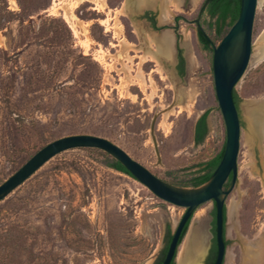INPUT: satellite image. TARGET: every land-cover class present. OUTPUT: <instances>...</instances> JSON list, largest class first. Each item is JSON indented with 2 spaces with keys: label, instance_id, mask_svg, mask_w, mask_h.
Listing matches in <instances>:
<instances>
[{
  "label": "rangeland",
  "instance_id": "374dc122",
  "mask_svg": "<svg viewBox=\"0 0 264 264\" xmlns=\"http://www.w3.org/2000/svg\"><path fill=\"white\" fill-rule=\"evenodd\" d=\"M162 1L137 9L133 3L142 6V0H107V9L99 10L88 1L0 0V183L41 147L73 133L112 140L177 186L189 184L198 164L222 151L226 125L215 90L213 51L198 33L199 21L218 44L215 19L200 13L204 0L195 6L190 0L177 10ZM124 3L122 14L118 9ZM66 9L81 20L76 30L64 16ZM118 26L134 48L119 45ZM170 33L171 56L161 58L168 78L148 59L142 64L145 85L140 79L126 85L120 70L129 63L126 55L133 56L135 73L141 56L156 51ZM253 42L249 67L236 86L240 104L243 98L264 97V56L254 58L264 45V0L258 2ZM179 49L183 72L177 71ZM171 108L177 112L164 124ZM205 111L209 131L197 144L195 124ZM240 113L239 179L226 198L225 264H254L251 243L264 227V181L255 158L258 145L264 168V104L249 105L246 112L240 107ZM155 116L161 161L150 133ZM110 158L98 148L65 150L1 200L0 264H157L170 241L168 230L174 232L186 209L108 166ZM232 201L239 205L233 213ZM213 210L208 201L195 211L173 264H179L183 248L192 252L200 245L198 255L204 252ZM198 255L194 264H203Z\"/></svg>",
  "mask_w": 264,
  "mask_h": 264
},
{
  "label": "water",
  "instance_id": "95a60500",
  "mask_svg": "<svg viewBox=\"0 0 264 264\" xmlns=\"http://www.w3.org/2000/svg\"><path fill=\"white\" fill-rule=\"evenodd\" d=\"M258 2L259 0H241V11L238 19L219 43L213 47L214 84L226 125V143L223 156L207 182L196 187L177 186L157 176L112 140L92 133H73L56 138L41 147L20 168L0 183V201L23 184L55 155L73 148H98L118 160L134 178L146 185L157 197L186 209L174 232H172L162 264H172L175 261L185 225L192 219L195 211L208 201H214L216 207L217 256L214 264H225L227 245L224 236V209L226 198L239 179L238 156L243 126L241 113L235 103L233 92L245 75L251 61L254 45V21ZM260 104H264V97L243 98L240 107L246 112L247 106ZM244 119L249 126L247 113ZM156 120L157 116L153 118L150 133L156 155L161 161L159 143L155 134ZM261 135L262 131L259 134V140ZM255 158L262 176V155L258 145L255 146ZM229 180L230 185L225 188ZM262 180L264 181V178ZM203 256L197 258V261L201 260L203 263Z\"/></svg>",
  "mask_w": 264,
  "mask_h": 264
},
{
  "label": "bare ground",
  "instance_id": "6f19581e",
  "mask_svg": "<svg viewBox=\"0 0 264 264\" xmlns=\"http://www.w3.org/2000/svg\"><path fill=\"white\" fill-rule=\"evenodd\" d=\"M78 1L92 2L96 5H98L99 10H103L104 8L107 9V6H108L107 0H78ZM145 1L146 0H142L143 3ZM262 1L263 0H259V2H262ZM13 2H14V0H13ZM192 2H193V6H195L199 2V0H192ZM162 3H163V6H166L169 3L174 4L176 7V10H177V9L182 8L183 0H163ZM125 7H126V4L124 3L123 6L120 9H118V11L123 14L125 11ZM167 11H168V13L171 12L170 9H167ZM64 16L67 19V21L71 24L72 28H74V30H76V26L81 22V20L80 19L77 20L72 15L71 11L67 10V9L64 11ZM115 30L117 31V34L120 37L119 45H121L125 49V51L128 48H132L134 46V44L132 42H129L128 39L123 35L122 26H118ZM187 35L189 36L190 33H188ZM161 39H162L161 43H160L161 45H159L160 47L157 48L156 51L149 50V52H145L141 56V58L142 57L143 58L138 63V66L135 68V73L133 72V69H134L133 66L130 64V62L133 61V56L129 55V54L126 55L127 58L129 59V63L123 62L122 63L123 67L120 69L122 72L125 73V80L124 81H127L126 85H129V86L135 85L137 79H140L142 81V83L145 85V83L148 81V79H147V74L145 73V71L142 68V64L144 62H146L148 59H150L156 63V68L154 71H157L159 74H161L163 76V78H165V79L168 78V76H167L168 73H167V71H166V69L162 63L163 59H161V58H163L162 56L164 54L167 56H171L173 39H172L171 33H170V35L164 34V36ZM89 40H91V39H89ZM262 55L264 56V45L262 46L261 53L257 57L254 56V58L259 59L260 57H262ZM178 107H179L180 111L184 108V107H182V105H178ZM248 108H251V107H248ZM175 112H177L176 108H171L169 111L165 112L164 117H163L164 118L163 123L166 124L168 118L171 115H173ZM257 116L258 115H256V118H258ZM260 132H261V129L259 130V133ZM261 177H262V179L264 178V171H263V174ZM238 206L239 205L236 201H232L231 204H229L230 212L231 213L236 212ZM251 245L253 246L254 251H255L253 259L256 258V262L254 264H264V227H263V233L260 234V237L258 239H255L254 241H252ZM200 253H201V246L200 245L195 246V251H192V252L186 248H183V250L180 252L179 257H178L179 264H194L195 257ZM203 253L204 252H202V254L198 255V256L202 257Z\"/></svg>",
  "mask_w": 264,
  "mask_h": 264
},
{
  "label": "trees",
  "instance_id": "16d2710c",
  "mask_svg": "<svg viewBox=\"0 0 264 264\" xmlns=\"http://www.w3.org/2000/svg\"><path fill=\"white\" fill-rule=\"evenodd\" d=\"M240 11H241V0H204L200 8L201 14L207 12L212 19H215L216 32L220 38H222L227 33L229 28L236 22V20L240 15ZM200 28L201 29L199 30V37L201 42L203 43V46L206 49H212L213 51V47L215 44L212 42L208 34L202 29L201 26ZM233 96L235 103L239 108L241 97L239 96L236 89L233 92ZM208 114L209 112L205 111L198 118L195 124L194 141L197 144L202 143L208 134L209 131L208 121H207ZM224 148L225 146L223 147L222 151L213 159L198 164L200 169L196 170L191 174L192 176L188 180L189 184H185L183 182V184L181 183V186L190 185L192 187H196L207 182L211 178V175L213 174L216 167L218 166L223 156ZM106 164L118 171L125 172L131 175L130 172L115 158H110V160H108ZM229 185H230V181L226 183L225 188H227ZM224 220L226 221V208L224 209ZM189 222L190 220L187 222V224L183 229L180 241H182L187 231ZM168 237L169 239H171L172 237L170 229L168 230ZM166 251H167V247L163 250L162 255L159 257L157 264H162ZM173 263L174 261L172 262V264Z\"/></svg>",
  "mask_w": 264,
  "mask_h": 264
},
{
  "label": "flooded vegetation",
  "instance_id": "af4514ba",
  "mask_svg": "<svg viewBox=\"0 0 264 264\" xmlns=\"http://www.w3.org/2000/svg\"><path fill=\"white\" fill-rule=\"evenodd\" d=\"M183 3H184V6H186V7L191 4L190 0H185V2H183ZM133 5L137 9H142L143 6L151 7L153 5V3L151 2V0H149L147 3H144L142 6H139L137 2L133 3ZM149 19H150L151 24H154V17L152 15H149ZM198 26H199V29H198V33H199V30L201 29L199 21H198ZM184 68H185V58H184V55L182 53V50L179 49V50H177V71L183 72ZM239 110H240V103H239ZM213 203H214V210L212 212L210 231L207 232V237H206L204 250H203L204 251L203 255L205 254L203 264H214L216 256H217L216 207H215L214 201H213ZM225 208H226V221H227V206ZM226 221H225V226H224V236H225L226 245L228 247V238H227V232H226L227 222ZM189 224H190V222H189Z\"/></svg>",
  "mask_w": 264,
  "mask_h": 264
},
{
  "label": "crops",
  "instance_id": "0c3cea01",
  "mask_svg": "<svg viewBox=\"0 0 264 264\" xmlns=\"http://www.w3.org/2000/svg\"><path fill=\"white\" fill-rule=\"evenodd\" d=\"M98 8V7H97Z\"/></svg>",
  "mask_w": 264,
  "mask_h": 264
}]
</instances>
